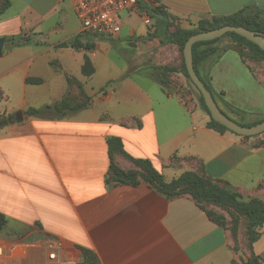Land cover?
<instances>
[{"label": "crops", "instance_id": "obj_1", "mask_svg": "<svg viewBox=\"0 0 264 264\" xmlns=\"http://www.w3.org/2000/svg\"><path fill=\"white\" fill-rule=\"evenodd\" d=\"M140 2L162 6L173 30L246 6L264 10V0ZM128 11L115 43L103 45L83 32L71 0H0V243L21 247L7 264H48L54 242L64 244L61 257L70 264L85 260L79 247L95 257L88 264H245L252 254L264 264V226L252 250L241 239L236 249L230 228L191 194L110 179L109 139L118 137L130 156L149 159L167 180L203 172L245 201H264V133L246 137L209 126L199 90L180 71L179 47L147 38L154 21L140 3ZM76 36L79 48L63 45ZM212 46L217 50L198 69L220 109L238 123L263 119L264 61L227 37ZM86 56L91 75L83 73ZM163 65L179 70L166 87L154 77V66ZM84 96L89 105L76 113L27 112ZM114 160L134 168L120 153Z\"/></svg>", "mask_w": 264, "mask_h": 264}, {"label": "trees", "instance_id": "obj_2", "mask_svg": "<svg viewBox=\"0 0 264 264\" xmlns=\"http://www.w3.org/2000/svg\"><path fill=\"white\" fill-rule=\"evenodd\" d=\"M140 6L148 13V15L154 21V31L149 32L147 35L148 39L160 38L163 44L173 43L176 44L182 54V63H181V72L191 80L194 84L190 75L188 73L184 56L183 49L186 41L193 34L208 31L214 28H218L227 24L243 26L249 28L256 32H261L264 34V10L257 6H246L231 15H227L224 17H215L213 20H200L195 28L192 29H184L181 27H177L176 29H172L174 25L173 17L162 7V6H153L148 3L140 2ZM222 37H227L232 39L240 44H243L248 49L243 51L249 57L254 60L264 61V50L260 48L256 43L248 40L244 36H241L235 32H228ZM220 37V38H222ZM220 38H216L213 40L207 41H199L193 45V57H194V65L197 73L207 86V88L211 91L210 85L202 78L200 75L198 65L205 58L209 57L216 50V46H212L216 41ZM63 45H71L73 47L79 48L82 43L80 36H76L70 42L64 43ZM93 45H90V48H93ZM204 47L201 49V47ZM154 77L158 82L162 84V86L166 87L169 80V75L173 72L179 71L177 67L170 65L163 66H154ZM94 71L92 61L89 56H86L85 63L83 65V73L85 75H91ZM126 74L124 77H126ZM73 81V80H69ZM195 85V84H194ZM196 86V85H195ZM197 87V86H196ZM198 89V87H197ZM199 90V89H198ZM200 93V102L202 107L209 113L211 116L210 110L207 107L204 97L199 90ZM90 102V98L88 96H84L80 101H74L71 97L63 98L59 103L54 106H45L43 108H30L27 112L29 115H40L46 110H52L57 116H65L68 114L76 113L86 107H88ZM263 119L258 120L252 123H240L246 126H250L256 124ZM209 126L218 129L219 131L229 130L224 125L215 121L212 116L209 122ZM231 131V130H229ZM233 132V131H232ZM249 137V136H246ZM109 147H110V156H111V168L109 172V177L111 180L117 183H132L138 184L141 181H145L155 188H157L160 192L168 195V196H177L183 195L186 193L191 194L197 203L205 209L201 202L202 201H214L216 203H221L233 207L239 215L243 218L245 222V240L244 246L250 250H252L253 243L260 237V229L264 226V201L259 198H252L249 201H245L242 199L241 194L232 189L227 182L214 180L203 172L197 171H185L179 176L167 180L165 175L159 171L153 163L149 159H141L134 158L130 156L124 149L123 142L118 137H111L109 139ZM120 153L126 158H128L134 166L137 167L129 170H125L119 165L115 163L114 154ZM139 169L141 171H139ZM207 212V211H206ZM209 217L212 216L207 213ZM213 219V218H212ZM215 221V219H213ZM217 222V221H215ZM5 223L4 216L0 215V229H2ZM219 223V222H217ZM222 225V223H219ZM233 237L237 243L235 246L236 249H239L238 241L239 238L236 237V231H232ZM82 251V256L85 258L84 261L78 264H85L89 262H94L95 257L92 256L91 252L87 249L79 247ZM262 261L260 256L252 254V257L245 264H260Z\"/></svg>", "mask_w": 264, "mask_h": 264}, {"label": "water", "instance_id": "obj_3", "mask_svg": "<svg viewBox=\"0 0 264 264\" xmlns=\"http://www.w3.org/2000/svg\"><path fill=\"white\" fill-rule=\"evenodd\" d=\"M228 32H235L241 36H244L248 40L259 45L260 48L264 50L263 33L253 31L243 26L227 24L208 31L199 32L190 36V38L186 41L183 49L185 64L188 73L190 75V78L192 79L194 84L198 87V89L201 91L205 103L210 110L211 116L215 121L224 125L229 130L243 136L259 135L264 133V120L256 124L246 126L231 119L220 109L212 92L207 88V86L205 85V83L203 82V80L201 79V77L199 76V74L195 69L194 57H193V45L199 41H207V40L220 38ZM4 44H5V39L0 38V55L2 54Z\"/></svg>", "mask_w": 264, "mask_h": 264}, {"label": "built area", "instance_id": "obj_4", "mask_svg": "<svg viewBox=\"0 0 264 264\" xmlns=\"http://www.w3.org/2000/svg\"><path fill=\"white\" fill-rule=\"evenodd\" d=\"M71 1L81 21L84 33L92 34L99 38L114 39L118 37L122 29L123 19L121 17V12L138 6L141 0ZM49 247L50 250H48L47 253L48 264H70L61 257L62 251L65 249L62 243H50Z\"/></svg>", "mask_w": 264, "mask_h": 264}, {"label": "rangeland", "instance_id": "obj_5", "mask_svg": "<svg viewBox=\"0 0 264 264\" xmlns=\"http://www.w3.org/2000/svg\"><path fill=\"white\" fill-rule=\"evenodd\" d=\"M128 12H129L128 10H124L121 12L122 19L128 15ZM125 34H126V31H124V35ZM99 39H100V41H103V45L105 43H108L110 45L115 43L113 39H104V38H99ZM126 46L127 45L124 43L123 47H126ZM111 57L115 61H118L120 56L117 53V51L114 50L112 52ZM134 168L137 169L136 166H134ZM139 171H141V170L139 169ZM201 204L205 208L207 213H209L212 216V218L215 219V221L222 223V225H224V226H228L230 228L231 232L233 230H234V232L236 231V237H238L241 240H245V236H246L245 222H244L243 218L241 217V215H239L233 207H230L228 205L221 204V203H216L214 201H202ZM60 243H62V242H60ZM2 245H4V247ZM63 246H64V244H63ZM20 248L21 247L14 248L11 245H7L5 243H0V258L2 256H5L6 258L4 261L7 264L10 262V260L13 259V257L19 256V253H20L19 249ZM48 250H50V247L48 248ZM11 251H13L12 252L13 254L11 256H6L8 253L10 254ZM46 252H47V249H46ZM47 256H48V254H47Z\"/></svg>", "mask_w": 264, "mask_h": 264}]
</instances>
